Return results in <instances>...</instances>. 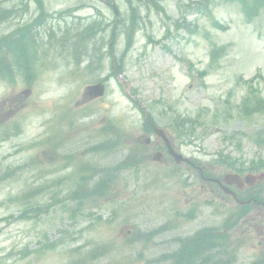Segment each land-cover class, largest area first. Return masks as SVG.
Listing matches in <instances>:
<instances>
[{"label":"rangeland","instance_id":"obj_1","mask_svg":"<svg viewBox=\"0 0 264 264\" xmlns=\"http://www.w3.org/2000/svg\"><path fill=\"white\" fill-rule=\"evenodd\" d=\"M189 1H132L130 27L125 0H43L51 17L38 30L35 81L27 87L23 77L0 80V264H168L157 259L177 251L176 239L227 224L237 246L232 264H253L264 251L263 210L236 219L241 210L210 192L196 171L167 161L163 150L166 160L152 161L157 138L142 145L148 114L176 137L177 152L213 176L229 172L217 162L220 153L245 165L264 161V145L254 142L264 119L243 118L238 109L245 81L264 75V15L248 23L238 5L215 0L202 8L201 1L193 10ZM0 2L16 7L0 37L37 15L33 3ZM68 9L78 11L65 15ZM104 79V97L89 100L85 87ZM176 117L199 122L191 144L177 139ZM7 125L18 133L3 137ZM102 143L105 150H91ZM136 152L145 154L143 163L123 167ZM95 175L105 181L96 183L101 195L87 199L85 187L70 194L75 181L95 182ZM259 186L264 194V181ZM46 244L54 246L37 254Z\"/></svg>","mask_w":264,"mask_h":264},{"label":"trees","instance_id":"obj_2","mask_svg":"<svg viewBox=\"0 0 264 264\" xmlns=\"http://www.w3.org/2000/svg\"><path fill=\"white\" fill-rule=\"evenodd\" d=\"M213 0H207L210 3ZM224 2H237L240 4L241 9L244 15L248 20H251L254 16L258 15L259 12H264V0H223ZM3 17L0 14V18ZM134 18L131 16L130 25L134 26ZM215 27L219 29H224L218 24L214 23ZM6 50L0 48V75L4 76L10 70V63L5 60V57L15 56L17 60L21 61L19 63L22 67H25L27 62V51L28 47H24V44H21L19 41L10 42L4 44ZM244 113L245 115L251 114L252 111L264 115V99H258L257 96H252L250 99L243 101ZM112 145V144H111ZM115 147V144L112 145ZM102 148V146H100ZM100 148H94L95 151L100 150ZM104 150V149H102ZM126 163H122L123 167H126ZM117 168L113 169V172H116ZM106 177L110 179L109 174H106ZM115 179V178H114ZM104 181V180H100ZM105 182V181H104ZM84 183V182H82ZM104 185V184H103ZM102 185V187H103ZM90 195H101V188L98 185H95L91 190L88 191ZM87 192V193H88ZM103 192V190H102ZM72 194V192L70 193ZM75 196L78 193H74ZM81 206V204H79ZM225 237L222 234L217 233L213 229H203L198 231L194 236L181 240L179 249L167 256L171 260V264H229L231 259L233 260L232 249L229 244L224 242ZM98 251V249H97ZM97 251L92 252L93 258L97 255ZM98 256V255H97ZM166 257V258H167ZM231 259H230V258ZM261 264V263H260ZM264 264V262L262 263Z\"/></svg>","mask_w":264,"mask_h":264},{"label":"water","instance_id":"obj_3","mask_svg":"<svg viewBox=\"0 0 264 264\" xmlns=\"http://www.w3.org/2000/svg\"><path fill=\"white\" fill-rule=\"evenodd\" d=\"M86 93L87 95L90 97V98H97V97H101L102 94H103V87L101 85H95V86H92V87H89L86 89ZM155 133L162 137L163 139H165V136L163 134V132L159 129H155ZM165 141L167 142V140L165 139ZM146 143H148V140H146ZM168 148H169V153L170 155L175 159V162L177 164H179L181 161H183V158L177 154H175L174 152L171 151L169 145H168ZM264 176H259V177H256V176H251V175H248L246 176L245 178V183L248 184V185H252L253 182L256 180V179H263ZM224 182L225 183H228V184H236V185H241L240 184V179H239V176L238 175H227L225 176L224 178Z\"/></svg>","mask_w":264,"mask_h":264},{"label":"flooded vegetation","instance_id":"obj_4","mask_svg":"<svg viewBox=\"0 0 264 264\" xmlns=\"http://www.w3.org/2000/svg\"><path fill=\"white\" fill-rule=\"evenodd\" d=\"M205 179H207V178H205ZM211 180H213V179H207L206 183H207V184H208V182L212 183ZM213 184H214V183H213Z\"/></svg>","mask_w":264,"mask_h":264}]
</instances>
